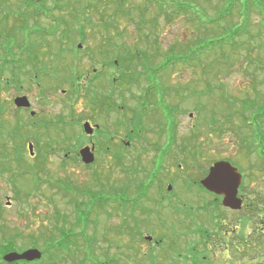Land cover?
<instances>
[{
	"label": "rangeland",
	"instance_id": "1",
	"mask_svg": "<svg viewBox=\"0 0 264 264\" xmlns=\"http://www.w3.org/2000/svg\"><path fill=\"white\" fill-rule=\"evenodd\" d=\"M41 1L33 0V5L26 8L19 0H12L10 7L14 14H17L18 8H22L23 13L34 10L37 18L28 17L24 18V21L27 19L25 22H20V18L12 17L7 21L9 28L8 31L5 30L7 32L4 31L3 26H0L1 47L5 49L6 46H11V53H16L17 56L15 59L19 57L17 53H45L44 56L48 53H63V59L71 60L75 42L79 45L81 39L77 30H74L89 19L96 27L94 24L93 27L89 25L86 36L80 43L82 47L78 55L81 56V62L78 70L81 73L85 72L84 76L89 73L90 78L93 77V68L97 72L101 71L96 55L102 54L104 50L111 53L108 45L110 32L102 29L101 24L103 21H115L112 20L114 15L111 14L114 8L105 3L104 6L99 4L98 8H95L94 1L97 0H83L79 4L76 1L72 3L71 11L67 12L65 9L62 11L53 7L52 2L44 4L49 7L48 9L42 3L40 5ZM89 2H92V5L87 8ZM128 3H130L128 8L133 11L135 5L147 7L145 0H128ZM147 8L146 24L143 28L145 33H140L136 26L139 22L138 11L133 12V17L130 18L115 16L118 21L114 23L123 35L117 36L116 33L117 37L113 38V41L114 44L122 45L131 51L138 44L150 55H161V58L154 60L153 64L161 61L162 56L172 46H175L177 51H185L195 39L212 33L205 28L193 27L192 24H196L190 22L186 16L182 15L168 23L158 13L154 4L148 5ZM208 10L214 14L212 7ZM40 12L43 14L42 17ZM257 14L251 17V25L248 28L252 37L249 40L247 36L245 39L239 38L247 42V50H244V47L236 48L235 52L228 50L229 53L224 54L229 64L226 61H218L215 56L214 62L213 59L207 60L209 68L206 74L203 71L204 67L197 63L196 67L180 65L175 71L173 67L169 68V72L162 77V82L168 89L173 88V90L166 100L162 98L161 106L171 113L164 130L175 131L174 143L168 144V139L159 134L155 125L151 124L152 118L144 119V124L148 123L145 129L149 132L145 137L136 140L135 145L127 150L123 174L115 156L117 148L113 145L114 152L106 153L107 142L104 135L112 131L117 141L118 136L125 135L126 124H124L125 132L119 133L121 132L119 127L122 125L118 123L117 113H121L118 116L122 117L120 118L122 120L125 116L131 119L138 118L137 106L132 100V95L137 96L141 93L137 85L127 91L124 103L112 93L104 95L114 96V99H110L112 103L117 101L113 112H108L107 109L103 111L101 104L109 103L103 101L102 97L96 99L98 106L89 107L86 105V99L77 98L73 89L67 84L60 87L53 85L50 89L45 88L46 91H40L35 82L23 78L22 89L11 87L5 92L0 90V205L2 206L0 245L2 242L8 244L14 241V249L17 250L32 246L42 250L46 247V240L48 242L58 240L59 228L68 231L69 238L65 240H70V245L79 244L82 249L72 256L68 253L62 254V258L68 259L59 264H81L80 261L85 255L88 259L82 264H92L96 261L106 264L108 260L110 262L115 260L116 264H150L151 245L145 241L144 236L150 235L151 222L155 217L152 212L154 201L150 197L154 191L147 194L150 200L146 198L147 201L145 200L144 203H138L143 209L137 212L139 216L136 220L137 222L139 220L137 224L143 232L136 236V242L132 243L133 238L127 234L119 237L115 233L124 219V214L119 210H130L132 207V203L124 198L134 200L137 198L133 197L134 193L143 194L141 185L147 182L146 176L150 179L153 177L152 174L156 173L160 178L168 175L173 178L200 179L208 173L215 162L228 160L246 178L245 182L250 188L248 193L264 194V164L257 155L263 153L264 148H257L255 152L250 146L254 139L255 126L249 130L240 114L244 103L248 105L264 103L263 71L258 69V66L264 63V43L261 46L264 42V30L260 29V17ZM154 19L156 21L153 24ZM61 21H66V25L72 27L67 32V36L58 32V24ZM232 22H235L234 19ZM237 22L240 23L241 18L240 20L238 18ZM67 30L65 26L62 31ZM55 33L58 34L56 38ZM146 34L149 35L148 39L145 37ZM62 36L69 39L63 40ZM147 40L150 46L146 45ZM156 47L158 53L154 52ZM88 55L92 56L94 61L87 57ZM42 62L46 65L48 58L42 57ZM28 66L30 69H35L36 65L32 63ZM81 83L85 86L84 82ZM20 95L29 98L32 110L37 113L34 118L29 111L19 110L14 105V99ZM223 96L233 106L227 104ZM123 105L125 109L121 108ZM155 106L156 103L152 116H158L154 119L159 121L163 109L158 105ZM111 108H114V105ZM70 109L72 111L75 109L74 117L80 119L82 129L86 119L103 128L102 133H95L92 138L99 154L97 164L89 169L82 167L78 156L79 150L87 144L91 146V143L80 126L74 124L73 127V123L70 122ZM140 109H143L142 105ZM230 113H233L235 122L230 123L226 118ZM128 129H132V126H128ZM112 134L109 137H114ZM243 138H247L248 141H244ZM30 142L34 144L35 158L31 157L28 151ZM164 144L175 145L172 147V154L165 156L163 147L156 148ZM14 149L20 151V166L11 163L8 157H4L8 153H13L12 155L15 156ZM75 149L76 163L81 165L75 164L70 157L69 152L73 151L74 154ZM35 165H38V168H34ZM132 166L137 171L134 176L128 172ZM159 172L162 175H158ZM13 177H16L15 181ZM98 180L103 183V187L98 185ZM90 190L98 192L97 195L104 201L112 200L111 207H106L110 217L105 218L100 212V216L96 217L97 213H94L95 221L91 224ZM101 191H104L103 196L99 193ZM6 197L10 198V207L7 206ZM138 200L142 201L141 198ZM114 207H118L119 210L116 211ZM57 213L61 216L59 221L56 220ZM78 218L81 223L76 226ZM133 223L134 221H131V225H134ZM127 245L133 246L135 250H127L125 248Z\"/></svg>",
	"mask_w": 264,
	"mask_h": 264
},
{
	"label": "trees",
	"instance_id": "2",
	"mask_svg": "<svg viewBox=\"0 0 264 264\" xmlns=\"http://www.w3.org/2000/svg\"><path fill=\"white\" fill-rule=\"evenodd\" d=\"M1 1V0H0ZM25 0H19L20 3L24 2ZM32 4L33 0H27ZM76 1L77 4L83 2V0H42L40 2V5L42 3L43 6L47 2H52L53 7L58 8L60 10H66L71 11L70 6L72 3ZM95 2V8H98V5L104 6V3L106 5H111L114 9L111 13L114 15L115 21H103L102 29L108 30L110 33V38L108 39V45L111 48V54L110 59L111 63L109 65L108 71L104 70L103 73L95 74L92 72V74L95 76L91 78L88 82L86 79V76L89 74L87 73L86 76H84L85 72L81 73L78 70L79 64H76V86L73 89L74 95L79 98L83 97L86 100V105H89V107L98 106V103L96 102L97 98L102 97L103 101H108L109 104L103 103L101 106L104 110H108L110 112V108L112 105H114V109L116 108V102H111L110 99H114V96H104L105 94H111L114 91H117V87L112 85L115 82L114 81H123L125 84L128 83H136L138 84V90L141 92L137 96L132 95V100L135 101L136 109L138 113V118L133 117L131 119L128 116H125L124 123L126 124V129L128 130V126H132V128H136L137 130H146L145 127H147L148 123L144 126V117L149 116V118H152L153 121L151 122L152 125H155L156 129L159 131L163 129L160 124H158L159 121H156L154 118L158 116H152L154 111V105L156 103L160 107L162 101L166 100L170 94L171 90L173 88L168 89V87L165 85V83L162 82V77L169 72V68L173 67L174 71L180 67V65L183 66H190L194 67L197 63L198 65H202L204 67L203 71L206 74L208 70V62L207 60L213 59L215 56H217V60L221 62H225L229 64L228 58H225L224 54L229 53L228 50L234 51L236 48H243L244 50H247L246 44L244 40L245 36H247V40H249L252 36L250 35V32L248 31L249 26L251 25V17L255 14H257L260 17L259 26L260 29L264 30V0H145V3L148 7V5L154 4L157 7V11L160 15H162L168 23L172 22L175 19H178L180 16H186L189 18L190 22L195 23L196 25L192 24L193 27L211 30L212 33L210 35H205L203 37H198V39H195L189 47L185 51H177L175 46H172L168 52H166L163 56L161 61H159L156 64H153V61L161 58V55L159 54H148L144 49L141 48L140 45L137 44V46L131 51L129 48L122 47V45L114 44L113 38H116L117 36H122L123 33L119 30H117V26L114 22L118 21L116 20L117 15L125 16L127 18L133 17V12L138 11V17L139 22H137L136 26L138 27V30L140 33L143 32L145 22V15L147 13V7H138V5H135L134 11L132 9L128 8V0H97ZM92 2L88 3L87 8L91 7ZM33 5V4H32ZM73 6V5H72ZM49 9V7L45 6ZM209 7H212L214 10V14H211L208 10ZM94 8V9H95ZM33 9V8H32ZM36 12L33 10L31 12H25L23 13L22 8H18L17 14H14L12 12V9L9 10V8H0V26L7 25V21H9L12 17L13 18H20V22H25L24 18L33 17L37 18ZM42 12H40V17L43 16ZM158 14V15H159ZM27 15V17H25ZM45 16V14H44ZM46 17V16H45ZM73 18V17H72ZM240 20L241 22H237V20ZM234 19L235 22H232ZM23 20V21H22ZM155 19L152 21V23H155ZM6 23V24H5ZM81 23V22H80ZM94 24L92 21L87 19L85 22L81 23L76 27L74 31L77 30V34L79 35L80 42H83V38L86 36V32L88 30L89 25L92 26ZM65 26L68 28V30L62 31L65 29ZM90 26V27H91ZM96 27V25L94 24ZM59 27V33H65L69 31V29H72L71 25H66V21H61L58 24ZM93 27V26H92ZM8 28V25H7ZM4 29V28H3ZM115 29V31H114ZM6 29H4L5 31ZM8 31V30H7ZM5 31V32H7ZM57 32V33H58ZM55 33V38L58 36V34ZM117 33V36L115 35ZM16 35V33H13ZM1 35V34H0ZM67 36V35H66ZM72 35H69L71 37ZM145 37L147 39L149 38V35L146 34ZM63 40L69 39L68 37H61ZM246 40V41H247ZM71 41V40H70ZM263 43H261V46H263ZM146 45L150 46V42L147 40ZM251 46V44H250ZM4 50L3 53H11V46H6L5 49H3L0 45V53ZM72 50V49H71ZM155 53H158V48L154 49ZM29 51V49H28ZM27 51V52H28ZM77 56L80 54L81 50L79 49L78 45L75 42L74 48L72 50ZM103 53H109L107 51H103ZM235 55V53H233ZM94 61V58H90ZM105 59V57H97V63L100 65V61ZM109 59V58H108ZM112 59H119L120 60V66L123 67V74L122 77L120 74V71H118L113 65L114 62ZM180 63V64H178ZM216 63V62H215ZM214 63V65H215ZM177 65L176 68L174 66ZM226 64V65H228ZM263 65L258 66V69L263 71V80L262 83L264 84V63ZM196 67V66H195ZM102 69V68H101ZM171 69V68H170ZM172 69V70H173ZM111 70H114L111 72ZM85 78V79H84ZM83 80V81H82ZM84 82L85 86L80 82ZM109 82V83H108ZM88 83V84H87ZM164 84V85H162ZM145 86V87H144ZM1 90V89H0ZM126 91H130V87L125 88ZM112 91V92H111ZM84 94L83 96H81ZM104 96V97H103ZM125 97V94H124ZM224 97V96H223ZM157 98V101H156ZM163 98V99H162ZM225 98V97H224ZM223 98V99H224ZM222 99V100H223ZM110 100V102H109ZM139 100V101H138ZM226 103L230 106H233L230 102H228V99L225 98ZM168 103V102H167ZM140 105L143 106V109H140ZM170 105V104H169ZM136 109L134 111L136 112ZM169 114L171 113L168 111L167 108H165ZM141 114H140V112ZM164 111V110H163ZM240 114L243 118V121L245 123V126L250 130L252 127L255 126L254 135H253V142H251L250 146L253 147L254 150L257 148H264V133H263V124H264V103L262 104H255L248 105L247 103L243 104V107L240 110ZM136 114V113H135ZM132 117V116H131ZM160 119L162 116L159 117ZM228 118V121L232 123L233 121V113H230L226 116ZM156 123V124H155ZM243 124V123H242ZM101 126V125H100ZM137 126V127H136ZM98 132L102 133L103 128H99ZM106 138L107 145L105 144L106 152H110L111 150L108 149V147L115 146L118 148L117 140L114 137H109L107 135H104ZM244 141H248L247 138H243ZM108 146V147H107ZM251 149V148H250ZM117 150V149H116ZM249 151V150H248ZM252 152V151H251ZM249 152V153H251ZM110 154V153H109ZM115 156L117 157V153H115ZM260 162L264 164V152L260 153L258 155ZM132 167L129 169V173H131ZM98 185L100 187H103V183L101 181H97ZM142 192V191H141ZM84 195V191H82ZM100 195H104V191L99 192ZM91 194V207L92 209V219L90 220V224L94 223V217L93 214L97 213L96 217H99L100 214H103V217H110V214L108 210H106V207H111L112 200L104 201V199H101V197L98 194V192H95L94 190H90ZM127 201H130L132 203V207L130 210H119L118 207L116 208V211L119 210L121 214H124V219L122 222V225L117 228L115 231L116 235L120 237L124 234L129 235L132 237V243L136 242V236L138 234H142L140 225H138L136 217L139 215L137 212L142 209V206L138 204V201L125 199ZM125 201V203H127ZM144 201V199H142ZM2 210V206L0 205V211ZM102 211H104L106 214H104ZM56 220L59 221V218L61 217L60 214L57 213ZM131 221H134V225H131ZM81 223L80 218H78L76 226ZM141 224V223H140ZM74 227V226H72ZM73 230V229H71ZM58 240L49 241L46 240L47 244L46 247L43 248V259L40 261L35 262L34 264H59L60 262L68 259V258H62V254L68 253L70 256H72L73 253H77L78 251H81V246L77 245H70V240H65V238H69V233L65 229H59L58 228ZM79 236V235H77ZM54 237V236H53ZM60 237V238H59ZM95 242V241H93ZM97 243V242H96ZM0 263L1 264H7L3 262V255L7 252L15 250V244L14 241L9 242L8 244H4V242L0 245ZM125 248L129 251H134L135 248L131 245H127ZM74 249V250H73ZM87 255L84 256V258L80 261V263H84L87 260ZM118 262V261H117ZM119 263V262H118ZM77 264V263H73ZM92 264H103L93 262ZM106 264H116L115 260H112L111 262L108 260Z\"/></svg>",
	"mask_w": 264,
	"mask_h": 264
},
{
	"label": "flooded vegetation",
	"instance_id": "3",
	"mask_svg": "<svg viewBox=\"0 0 264 264\" xmlns=\"http://www.w3.org/2000/svg\"><path fill=\"white\" fill-rule=\"evenodd\" d=\"M11 3L12 0H1L0 8L6 7L11 10ZM21 4L26 8L32 6L27 0ZM3 28L9 29L7 25ZM17 54L19 60L15 59L17 57L16 53H0V89L2 91L5 92L11 87L17 90L22 89L24 86L23 78L35 82L40 91H46L45 88L50 89L53 85L60 87L67 84L72 89L77 87L75 82L77 76L76 64L81 62V56L73 53L71 60H65L63 59V53H48L45 56V53ZM110 54L96 55V57H105V59L100 61L101 71L97 72L93 68L92 72L98 74L103 73L104 70L108 71L111 63ZM42 57L48 58L46 65L42 62ZM87 57L91 58L92 56L88 55ZM112 60L115 64L113 66L120 71L118 74L122 77L123 67L120 66V60ZM32 63L36 65L35 69H30L28 66ZM88 76L89 74L86 76L87 82L95 77L94 75L91 78ZM114 82L112 85L117 87V91H111L112 95L117 96L119 101L123 103L125 100L124 94H127L125 88L138 86L136 83ZM31 107L23 110L29 111L31 117L34 118L37 113ZM121 108H124V105ZM113 110L114 108H110L109 111L113 112ZM75 113V109L73 111L70 109V122L73 123V127L74 124H77L81 128V121L74 117ZM119 114L121 113H117L116 117H118V123L122 126L119 127L121 132H118L123 134L125 123L124 119H120L122 117L118 116ZM146 117H144L145 120L150 119L149 116ZM60 118L63 120L62 117ZM86 120L81 130L85 133L84 124L86 122L95 127L93 134L87 137H89L91 147L95 150L97 159L99 150H97L92 138L95 133H98L99 129L96 126L100 125L88 119ZM159 122L163 127L159 130V134L168 139V144L174 143L175 131L164 130V126L167 125L168 121L160 119ZM147 132L149 130H137L133 127L132 129H126L125 135L117 137L119 139L117 143L121 142L118 144L117 158L122 174L127 150L135 145L136 140L145 137ZM111 134L112 131H109L107 136ZM113 136L116 138L115 135ZM166 144L156 147H163L162 150L166 154L165 156L172 154V147L175 146H167ZM165 145L166 147H164ZM86 146H89V144L83 147ZM80 150L78 158L82 164ZM15 151V156L12 155L13 153L7 155L11 163L20 166V151L14 149ZM75 151L76 149L74 154L73 151L72 153L69 152L70 157H72L75 164H80L76 163ZM33 157L35 158V155ZM33 167L38 168V165ZM82 167L90 168L85 164H82ZM132 168L135 167L132 166ZM160 174L162 175L161 172L158 173V175ZM207 174L200 179L197 177L173 178L168 175H165V178H160L156 176V173L152 174L153 177L150 179L146 176L147 182L145 181L143 187L146 194L154 191V194L150 195L152 201H154L152 212L155 215L153 222H151L149 235L151 239L149 241L151 245V264H264V194L248 193L250 188L247 187L246 178L243 176L237 192V198L240 200L239 208H232L224 204L223 195L208 190L202 184Z\"/></svg>",
	"mask_w": 264,
	"mask_h": 264
},
{
	"label": "water",
	"instance_id": "4",
	"mask_svg": "<svg viewBox=\"0 0 264 264\" xmlns=\"http://www.w3.org/2000/svg\"><path fill=\"white\" fill-rule=\"evenodd\" d=\"M15 104L20 108H29L30 102L27 97H19ZM88 135L93 133V128L89 123L84 126ZM33 147L30 145V150ZM82 160L85 164H92L95 161L93 151L86 147L81 150ZM242 182V175L238 169L229 162H218L210 169L208 176L202 181V184L210 191L224 196V204L232 208H239L240 200L237 198L238 187ZM42 258V252L38 249H29L23 253L10 252L4 256V261L8 263L17 261L33 262Z\"/></svg>",
	"mask_w": 264,
	"mask_h": 264
}]
</instances>
